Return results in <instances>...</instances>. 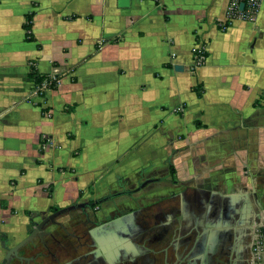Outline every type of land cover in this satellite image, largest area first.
Segmentation results:
<instances>
[{"label":"crops","instance_id":"0c3cea01","mask_svg":"<svg viewBox=\"0 0 264 264\" xmlns=\"http://www.w3.org/2000/svg\"><path fill=\"white\" fill-rule=\"evenodd\" d=\"M119 1L0 0V264L43 221L9 264L134 245L135 216L161 233L146 245L164 251L154 260L252 264L250 221L264 222V0L225 31L231 0ZM196 36L206 62L192 69Z\"/></svg>","mask_w":264,"mask_h":264},{"label":"flooded vegetation","instance_id":"af4514ba","mask_svg":"<svg viewBox=\"0 0 264 264\" xmlns=\"http://www.w3.org/2000/svg\"><path fill=\"white\" fill-rule=\"evenodd\" d=\"M137 215V214H135ZM135 222L134 227L128 230V241H130V244L135 243L134 245H129V243L126 240L121 239V243H112V242H104L102 245L97 243H92L90 246V251L85 253V255L79 257L77 260L72 259L67 264H85L86 262L90 264H180L182 259L178 256V261L174 263H168L165 261V259L161 260L155 259L153 257L159 256L160 254L163 255L164 251L160 250L159 252H156L154 254H151V249L148 248V246L154 245L156 242L159 241L161 233L156 229L152 228L154 223L150 220V217H142L140 216L137 218L135 216ZM260 221L259 214H255L253 218L250 221V225L252 229L250 230L249 234V240H248V246L250 248L251 257H252V244L254 240L255 235V223L257 221ZM98 231V230H97ZM93 232V231H92ZM41 234V232H38ZM38 235V234H37ZM92 239V235L89 236ZM123 238V236H122ZM117 241V239L115 240ZM126 242V243H125ZM152 244V245H150ZM108 248L111 253L107 251V254L102 255V249L101 248ZM147 247V248H146ZM153 247V246H152ZM134 248L135 250H133ZM121 250L119 254L116 253V251ZM104 250V248H103ZM109 254V255H108ZM143 254V255H142ZM207 264H213V262ZM224 264V263H221Z\"/></svg>","mask_w":264,"mask_h":264},{"label":"built area","instance_id":"2783aa9c","mask_svg":"<svg viewBox=\"0 0 264 264\" xmlns=\"http://www.w3.org/2000/svg\"><path fill=\"white\" fill-rule=\"evenodd\" d=\"M261 0H231L226 13V21L218 25L221 31H225L228 23L235 18H241L246 21L254 19ZM242 5V9L240 8ZM191 67L198 69L204 66L206 62V46L203 40L196 36L193 48L191 50ZM51 82L38 88V93L43 94V89L48 88ZM264 101V97H263ZM264 222H257L255 226V235L252 244V264H264Z\"/></svg>","mask_w":264,"mask_h":264},{"label":"water","instance_id":"95a60500","mask_svg":"<svg viewBox=\"0 0 264 264\" xmlns=\"http://www.w3.org/2000/svg\"><path fill=\"white\" fill-rule=\"evenodd\" d=\"M128 1L129 0H120V6L125 7L128 5ZM241 9L243 8L242 5L240 7ZM46 221H43L42 223H40V225H37L35 231H33L28 237L27 239H25L23 242H21L20 244H18L17 246H15L12 249H9L7 251V253L5 254L1 264H9V262L13 259V258H19L18 257V250L24 246L25 244L29 243L36 235L38 232L41 231L42 226L45 224ZM259 222V220L257 221ZM264 233V230H263Z\"/></svg>","mask_w":264,"mask_h":264},{"label":"trees","instance_id":"16d2710c","mask_svg":"<svg viewBox=\"0 0 264 264\" xmlns=\"http://www.w3.org/2000/svg\"><path fill=\"white\" fill-rule=\"evenodd\" d=\"M23 26H24V28L27 31H30V28H31V16L26 18V23ZM28 38L30 39V36H28ZM29 79L31 80V82L33 83L34 86L41 85L42 82L44 81V77H41V76L37 75L34 71L30 72ZM49 88L50 89L55 88V84L51 83Z\"/></svg>","mask_w":264,"mask_h":264},{"label":"rangeland","instance_id":"374dc122","mask_svg":"<svg viewBox=\"0 0 264 264\" xmlns=\"http://www.w3.org/2000/svg\"><path fill=\"white\" fill-rule=\"evenodd\" d=\"M256 224H257V222L255 223V226H256ZM172 263H174V262H172Z\"/></svg>","mask_w":264,"mask_h":264}]
</instances>
